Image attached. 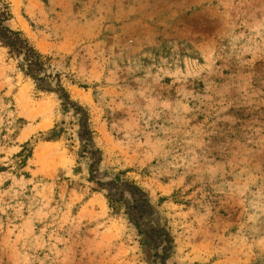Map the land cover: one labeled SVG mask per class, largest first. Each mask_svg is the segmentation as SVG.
<instances>
[{"label":"rangeland","instance_id":"1","mask_svg":"<svg viewBox=\"0 0 264 264\" xmlns=\"http://www.w3.org/2000/svg\"><path fill=\"white\" fill-rule=\"evenodd\" d=\"M4 7L0 264H264V0Z\"/></svg>","mask_w":264,"mask_h":264},{"label":"trees","instance_id":"2","mask_svg":"<svg viewBox=\"0 0 264 264\" xmlns=\"http://www.w3.org/2000/svg\"><path fill=\"white\" fill-rule=\"evenodd\" d=\"M10 17V13L7 7L0 9V39L3 42L4 47L8 48L10 54H16L21 56L23 62L27 66L25 68V74L37 79V72L42 68L41 60L43 56L38 53L23 37L19 31H13L4 25L5 21ZM27 157V156H26ZM115 200L112 197L108 199L109 207L115 206ZM131 212L134 220V225L138 230V233L143 235V240L153 250L154 262L164 264L165 259L168 257V251L170 250L171 240L168 234L162 229H155L149 227L148 229L141 228L138 224V219L144 216V214H150L151 208L143 200L141 203H136Z\"/></svg>","mask_w":264,"mask_h":264}]
</instances>
